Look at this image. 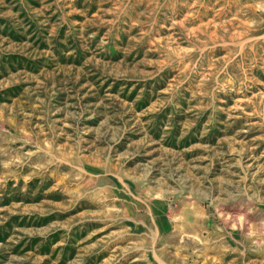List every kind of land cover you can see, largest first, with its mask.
Instances as JSON below:
<instances>
[{
  "label": "rangeland",
  "instance_id": "obj_1",
  "mask_svg": "<svg viewBox=\"0 0 264 264\" xmlns=\"http://www.w3.org/2000/svg\"><path fill=\"white\" fill-rule=\"evenodd\" d=\"M0 264H264V0H0Z\"/></svg>",
  "mask_w": 264,
  "mask_h": 264
}]
</instances>
